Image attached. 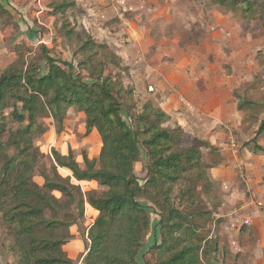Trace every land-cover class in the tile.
I'll list each match as a JSON object with an SVG mask.
<instances>
[{"label":"rangeland","instance_id":"rangeland-1","mask_svg":"<svg viewBox=\"0 0 264 264\" xmlns=\"http://www.w3.org/2000/svg\"><path fill=\"white\" fill-rule=\"evenodd\" d=\"M75 1L76 7L61 15L54 0H0V74L20 57L37 58L39 46L45 45L51 55L71 61L76 72L87 78L88 73L77 67L85 59L80 51L82 37L88 34L105 44L124 67L123 71L113 66L108 69L119 73L115 79L122 87L114 95L128 124L133 126L130 116L150 102L170 116L164 126L179 131L177 148L197 145L207 156L201 145L206 142L222 158L218 166L207 170L211 187L206 191L199 183L187 196L198 198L203 211L197 216L198 233L224 248L218 254L221 264H264V151L253 152L256 144L264 148V127L259 129L264 119V12L246 22L241 16L210 7L212 0ZM253 1L264 4V0ZM69 110L82 117H66V113L60 125L50 113L38 118L45 132L35 140L33 179L40 185L44 175L53 174L48 168L53 162L52 149L71 150L81 166L83 155L98 159L99 133L90 137L82 123L86 122L84 112L76 107ZM209 158L205 161L210 162ZM146 162L141 152L134 164L141 185ZM57 171L61 177L69 176L83 193L106 190L93 180H75L62 167ZM218 173H223L226 185L217 179ZM185 188V182L179 185L182 191ZM182 191L175 202L189 214L196 205L188 208ZM53 193L59 201L65 199ZM143 199L153 209L149 208L151 226L138 262L157 264L168 252L156 248L161 235L158 210ZM71 210L75 213L74 206ZM95 216L96 211L85 202L82 217L54 233L67 238L62 249L68 257L70 253L74 256L73 264H80L86 252L87 233ZM15 250L13 232L0 216V264H18ZM197 264L212 263L199 252Z\"/></svg>","mask_w":264,"mask_h":264},{"label":"trees","instance_id":"trees-1","mask_svg":"<svg viewBox=\"0 0 264 264\" xmlns=\"http://www.w3.org/2000/svg\"><path fill=\"white\" fill-rule=\"evenodd\" d=\"M54 2L61 15L76 7L75 0ZM209 2L246 22L264 12V4L259 6L253 0ZM80 51L85 59L77 67L88 73V79L76 72L71 61L51 55L45 45L39 46L37 58L29 61L20 57L0 74V216L13 232L18 264H73L62 249L67 238L54 233L76 223L85 202L98 215L88 229L80 264H139L138 255L151 226V206L142 203L143 198L158 210L161 235L156 248L168 252L157 264H197L199 252L210 263L221 264L218 254L224 248L198 233L197 216L203 211L198 198H187L194 185L200 183L206 191L211 187L207 170L218 166L221 156L206 142L201 145L207 149V156L197 145L177 148L179 131L164 126L170 116L150 102L139 114L130 116L133 126L128 124L114 95L116 88L122 87L115 79L119 73L108 69L113 66L123 71L120 57L88 34L82 37ZM73 107L84 112L86 133L94 128L100 135L98 159L83 155L81 166L71 150L62 155L52 149L53 162L48 168L53 174L44 175L40 185L33 179L35 140L45 132L38 118L50 113L60 125ZM263 127L264 119L259 129ZM257 151L264 148L256 144L253 152ZM141 152L147 159L142 185L134 170ZM205 157H210V162ZM57 167L66 168L75 180H93L106 190L83 193L69 176L61 177ZM183 182L186 188L182 191L179 185ZM54 191L65 199L59 201ZM180 191L188 208L196 205L189 214L175 202L176 196L181 198Z\"/></svg>","mask_w":264,"mask_h":264},{"label":"crops","instance_id":"crops-1","mask_svg":"<svg viewBox=\"0 0 264 264\" xmlns=\"http://www.w3.org/2000/svg\"><path fill=\"white\" fill-rule=\"evenodd\" d=\"M134 4H136V3H134ZM210 7H214V8H216L215 6H210ZM72 114H76L75 115V117L77 116V117H82V114L81 113H79V112H77V113H73L71 110H68L67 111V115H66V117H68L69 115H72ZM83 117H84V115H83ZM83 124L85 123V122H82ZM83 124H82V126H83ZM83 128V127H82ZM86 129V128H85ZM97 131L95 130V129H92L91 131H90V133L88 134V135H90V137H92V138H94L95 137V133H96ZM199 136H205V135H203V133H199ZM91 140V139H90ZM94 141H95V139H94ZM92 144H94L93 142H92ZM99 149H100V147H99ZM56 150H58L62 155H66L67 153H68V150H59V149H57L56 148ZM64 169H66V168H64ZM67 170V169H66ZM218 174H221V175H218V180H220V181H222V183L224 184V185H226L227 183V181L224 179V177H223V173H218ZM78 182V181H77ZM89 205V204H88ZM89 208H91V209H93L94 211H96V216L98 215V211L97 210H95L93 207H91L90 205H89ZM95 216V217H96ZM69 257L72 259V258H74V256L73 255H71V253H70V255H69ZM81 261V260H80ZM80 261H79V263H80Z\"/></svg>","mask_w":264,"mask_h":264}]
</instances>
